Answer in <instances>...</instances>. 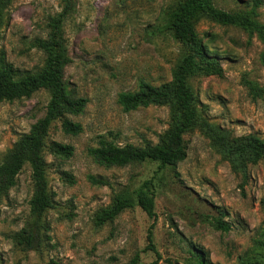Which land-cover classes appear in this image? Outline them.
<instances>
[{
    "label": "rangeland",
    "instance_id": "1",
    "mask_svg": "<svg viewBox=\"0 0 264 264\" xmlns=\"http://www.w3.org/2000/svg\"><path fill=\"white\" fill-rule=\"evenodd\" d=\"M178 0H77V9L64 24L71 62L64 78L77 96L87 98L84 110L70 117L82 124L78 135L66 134L53 123L49 141L71 144L69 158L45 152L48 185L54 207L44 214L35 247L19 243L32 222L31 169L24 166L17 183L0 202V264H126L140 253V264H196L189 248L207 264H238L239 256L264 238V158L251 164L247 177L230 164L199 129L188 132L187 157L176 167L145 160L106 167L90 155L99 136L121 145L156 143L169 125L167 105L151 104L125 111L121 91H133L140 80L160 85L172 78L180 43L165 28L166 11ZM229 11H245L254 0H213ZM62 0H12L0 33V52L15 67L38 70L44 53L31 44L46 37L51 16ZM256 20L264 24V0ZM197 31L218 57L224 75H197L190 84L207 108V119L234 135L253 133L264 138V96L253 98L247 80L264 86V42L256 32L208 18ZM50 93L40 89L30 97L0 102V161L19 136L46 111ZM69 172L73 183L63 172ZM90 176L106 179L98 185ZM151 179L156 194V217L139 206L123 211L114 221L95 224L96 211L113 193L139 187ZM223 218L231 229L215 227ZM154 223L151 249L148 230Z\"/></svg>",
    "mask_w": 264,
    "mask_h": 264
},
{
    "label": "trees",
    "instance_id": "2",
    "mask_svg": "<svg viewBox=\"0 0 264 264\" xmlns=\"http://www.w3.org/2000/svg\"><path fill=\"white\" fill-rule=\"evenodd\" d=\"M262 0H254L252 7L245 11H229L215 5L213 0H178L173 8L166 11L165 28L180 43L179 57L172 70L171 80L154 85L140 80L133 91H121L118 102L125 111L151 104L167 105L169 108L168 128L158 135L156 143L148 141L139 146L133 143L121 145L113 139L99 136L98 144L89 148V153L101 165L106 167L125 166L155 160L160 167H176L188 153L185 135L195 129L202 131L210 145L221 154L232 169L243 178L247 177L249 165L264 158V138L253 134L234 135L228 129L210 122L205 111L207 106L199 100L190 84V78L197 75H224V68L218 57L204 42L197 31V23L203 19L234 25L256 32L264 42V24L256 20L257 7ZM12 0H0V33L7 20ZM77 9V0H62L61 11L51 16L46 37H36L31 44L44 53L45 59L38 70H26L15 67L5 52H0V102H12L30 97L40 89L50 93L46 111L28 132L19 136L14 145L0 161V202L16 185L17 177L24 166L31 169L33 195L30 200L32 222L23 228L19 243L26 247H35L39 236V227L46 211L55 205L54 192L48 185V162L45 152L49 151L57 158H69L74 153L71 144L49 141V131L54 122L60 121L66 134L78 135L82 124L70 116L80 114L87 98L77 96L68 88L64 78L66 66L71 62L65 37L64 24ZM246 85L253 98L264 96V86L247 80ZM67 182L73 183V176L64 171ZM94 184L106 185L109 182L101 177L90 176ZM139 206L149 217H156V194L151 179L145 180L139 187L126 186L113 193L111 202L99 208L95 213V224L100 226L114 221L126 209ZM215 227L229 231L231 225L223 218H216ZM154 223L148 230L151 249L154 243ZM196 264H207L202 252L189 248ZM140 253H136L126 264H140ZM95 264V263H93ZM238 264H264V238L243 252Z\"/></svg>",
    "mask_w": 264,
    "mask_h": 264
}]
</instances>
